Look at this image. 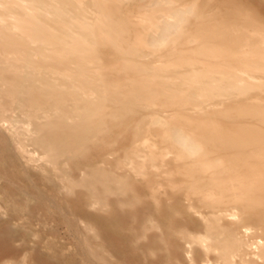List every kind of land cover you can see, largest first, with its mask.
<instances>
[{"label":"bare ground","instance_id":"bare-ground-1","mask_svg":"<svg viewBox=\"0 0 264 264\" xmlns=\"http://www.w3.org/2000/svg\"><path fill=\"white\" fill-rule=\"evenodd\" d=\"M0 264H264V0H0Z\"/></svg>","mask_w":264,"mask_h":264},{"label":"rangeland","instance_id":"rangeland-1","mask_svg":"<svg viewBox=\"0 0 264 264\" xmlns=\"http://www.w3.org/2000/svg\"><path fill=\"white\" fill-rule=\"evenodd\" d=\"M32 200H30V202H31Z\"/></svg>","mask_w":264,"mask_h":264}]
</instances>
